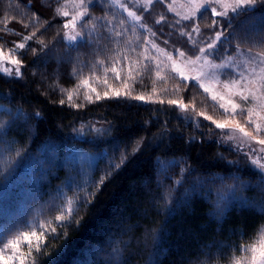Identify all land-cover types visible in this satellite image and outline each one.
I'll use <instances>...</instances> for the list:
<instances>
[{"label":"trees","instance_id":"16d2710c","mask_svg":"<svg viewBox=\"0 0 264 264\" xmlns=\"http://www.w3.org/2000/svg\"><path fill=\"white\" fill-rule=\"evenodd\" d=\"M122 1L125 8L114 0H84V19H93L83 31L91 36L69 43L63 24L72 15L57 10L75 14L79 0H0V50L22 61L20 77L0 70V234L7 242L20 232L43 231L39 252L31 237V254L21 236L18 255L25 264H248L251 253L243 249L264 239V176L247 151L199 113L216 121L232 116L198 82L189 80L184 88L159 50L196 58L221 30L212 20H220L232 35L222 38L220 55L212 58L264 51L253 47L255 36L235 50L254 24L264 26V0L230 27L210 11L185 20L189 15L177 11L176 0ZM117 31L123 35L116 37ZM150 37L158 51L150 48ZM40 39L47 45L43 51ZM19 43L25 49L13 52ZM111 67L120 81L105 73ZM130 71L136 79L129 81L132 95L145 101L96 100V93L124 92ZM77 150L99 157L90 164ZM122 156L127 159L120 164ZM237 186L233 199L230 189ZM61 215L63 223L56 220Z\"/></svg>","mask_w":264,"mask_h":264},{"label":"snow or ice","instance_id":"6c2138e0","mask_svg":"<svg viewBox=\"0 0 264 264\" xmlns=\"http://www.w3.org/2000/svg\"><path fill=\"white\" fill-rule=\"evenodd\" d=\"M75 2V0H73ZM92 0H90V3ZM114 2H117V0H114ZM260 2V0H189L190 4H193V10H192V15L189 16H184L183 19L185 20H194L197 16H199L200 19L203 18L205 14H208L210 11V14L212 16L216 17H221L224 18L226 21V24L228 27L231 26L232 21L240 16L241 14L248 13L250 11H255V6L257 3ZM148 3L151 4L152 0H148ZM121 8H125L124 4H119ZM219 6L221 8L220 11H217V7ZM30 7V5H29ZM83 7L84 10L80 11L79 9ZM77 12L72 16L71 20L63 24L64 29H70L74 34L69 35L68 32H65L64 38L69 41V43L72 42H78V41H84L86 36H91V32H85L83 31L84 29H87L89 27L90 22L92 21V17H89L88 19H84L85 17H88V11H87V6L84 4V0H79V4L77 5ZM58 13L64 17H67L69 13L67 11H63L61 9L57 10ZM230 13L232 15H230ZM128 16L134 18L136 21L140 20V17L137 16L134 12L129 11ZM161 20H163V17H161ZM161 21H157V23H160ZM110 24L111 21H108ZM123 23V21H121ZM178 23V22H177ZM211 26L216 29H221L215 32V39L211 40L209 43H207L206 47H201L199 48V53L200 55L196 56L195 61L192 60L191 57H187V59L184 61L185 64H195L196 62L203 60L204 64L201 65V70L197 73V76L194 77H189L184 74L181 69L176 66V61L173 60V56L171 53L167 55V59L169 61L173 62V67L172 71L176 73V75L179 77L180 81L185 82L184 83V88H187V81L191 80H196L199 83V87L203 88L204 92L207 93L210 91V89L203 83L205 79L208 80H216L218 83L219 78L217 76V71L218 69H231L230 73H225V81H223V87L225 89H228L230 92L232 91L233 88H236L237 90L233 93L235 97H238L240 103L236 102L233 99H228L227 105L231 106V112L229 113V108L225 104H220L219 107L224 109L225 114H230L233 119L228 120L226 119L224 122H217L212 118V116L205 115L204 113H199V115L204 116L206 120H209L212 122V124L215 125L217 129L224 130V129H238L240 133L243 134L244 138H247L249 141L251 140H256V136L253 135L252 132L246 131L245 127L238 121L235 120V116L239 115L241 117H245V111H246V119L247 123L249 126L255 125V131L256 133H260L262 131V126L260 123H256L255 120H253V116H259V113L255 111L254 108H248L245 110L242 107V103L248 102L249 98L251 97L253 100L261 101L264 100V92H261V94L258 96L257 91L264 89V51H260L256 53L255 55L252 54V50L249 49V57L247 61V66L245 67L244 70L241 71H236L235 68L236 66L232 63L233 57L231 55L227 56L226 58H222L221 63L217 64L212 62L209 58L213 57V54L215 53L216 55H220V53L217 51V49H222L223 48V40L222 38L225 37L226 35L231 36V33H226L222 27H221V21L220 20H212ZM79 27V31L77 28ZM106 28L107 25H104ZM141 27H145L144 25H141ZM96 25L92 24V31H95ZM195 32H199V27L197 26L196 28L193 29ZM182 35H187L189 38H191V33L187 32L181 33ZM36 33L33 32L31 35L26 36L24 39L25 41H31L33 37H35ZM122 32H115L116 37L122 36ZM153 36H155V33H152ZM253 36L256 37L255 40H252L253 47L256 46H264V26L257 28L256 25L254 24L252 29L250 30L248 35H244L240 37V42L236 44L235 50H239L240 45L242 43L248 42ZM236 37L233 36V39ZM40 43L43 47L41 48V51L44 50V48H47V45L44 44V41L42 39L37 41ZM229 44L232 43V40L228 41ZM155 46V45H153ZM26 43H19L16 45V48L13 49L12 51L15 52L16 50H22L25 49ZM33 52L36 50L33 48L31 49ZM135 51V49H133ZM176 54L179 58H184L186 56V53L183 51H180L179 49H176ZM117 56H119V53H117ZM129 59L128 56H124L123 60L127 61ZM8 61L11 65H15V76L20 77L22 76L21 72V67H22V61L21 59L15 58V56H5L2 52H0V61ZM121 62V61H117ZM101 65L104 64V61L101 60L99 61ZM204 66H207L208 71H204ZM145 68H147V65H145ZM248 68H251V72H248L246 75V72L248 71ZM258 69V70H257ZM2 70L5 74L11 75L13 72L12 68L9 67H3ZM111 71L112 73L115 74L114 78L117 81H120L121 74L115 67L111 68H105V73ZM231 76V79H228L227 77ZM249 76H251V79H249ZM132 81L134 84L136 82V79L134 76L131 75V71L129 72V75L127 78L123 79V84L125 87V91L121 92L119 90L113 89L112 91V96H109V93L106 91L103 94V97L99 94L96 93V100L99 101L103 98H128V99H134L138 101H145L146 98L143 95H132L130 86H129V81ZM83 83L85 85L88 84V80H84ZM105 83H107V80H105ZM177 91H180V86L177 85ZM93 92H96V89H92ZM216 95H212V99L215 101L216 100ZM85 99L88 102H92V97L91 96H86ZM220 99L223 100L224 96H220ZM68 100L72 101V95H68ZM154 102V101H153ZM163 100H160L159 103H163ZM61 104H64V100L60 101ZM168 103L170 105H178L181 104V102H178L177 100H169ZM71 106V105H70ZM185 109H187V105H182ZM261 107H264V104H261ZM239 110V111H237ZM36 116H39V113L35 114ZM261 119H264V117H261ZM223 134V133H222ZM229 139H232V137H229ZM259 145H264V139H259L257 141ZM138 150V149H137ZM255 152H260L264 153V148L260 149H254L252 148L250 150V153H245L244 155L246 157H250L251 153ZM127 159L126 156H122L120 160V164H123L125 160ZM261 159H264V157H258L255 159L251 160V163L256 166L257 170L261 173L262 176H264V163H261ZM120 164H115L113 163L111 167L113 168H118L120 167ZM179 166V165H176ZM184 171V169H182ZM108 174L106 173V176ZM162 175H166V172H162ZM105 177H102L99 183L104 182ZM179 183V181H177ZM242 186H237V188L230 189L232 193V198L235 199L237 198L238 195V189L241 188ZM239 198H243L240 196ZM89 201L86 199L84 201L85 204H87ZM223 211V209H221ZM57 221H60L63 223L65 220V217L63 215L57 216L56 217ZM59 226V225H58ZM11 231V230H7ZM55 232V229L52 230ZM43 231L40 232L38 235L36 231H32L31 233L29 232H20L15 239L8 240L5 242L4 239V234H0V244L3 245V249H0V261L3 262V264H13L14 261L19 260V264H25V257L23 255H18L20 252V244H21V236L23 237V241L28 247L29 254L32 252V240L31 237H35L37 241V246L35 251L39 252L41 249V245L39 244L40 236L43 235ZM6 249H11L12 254L11 255H5L4 250ZM244 252H250V260L248 264H264V239H260L258 242H254L251 244L249 247H246L243 249ZM235 264H241V260L237 259L235 261Z\"/></svg>","mask_w":264,"mask_h":264},{"label":"rangeland","instance_id":"374dc122","mask_svg":"<svg viewBox=\"0 0 264 264\" xmlns=\"http://www.w3.org/2000/svg\"><path fill=\"white\" fill-rule=\"evenodd\" d=\"M116 3L117 4H124V2L122 0H117ZM193 7H194V5L190 4L189 0H176L175 8L181 14L192 15ZM216 7H217V11L221 10V8L219 6H216ZM68 13H69V11H68ZM69 14L72 15V16L74 15V14H71V13H69ZM72 16H71V18H72ZM68 33H69V35L74 34L70 29H69ZM153 41H155V40L152 37H150L149 38V44L151 46L150 48L151 49L154 48L156 51H158L160 48H158L154 43H152ZM153 45H155V46H153ZM164 50H159L164 56H167L168 53L172 54L171 51L168 52L166 49H164ZM0 52H2L5 56H13L11 54V50H9V51L0 50ZM256 53L257 52H252L253 55H255ZM172 56H173V54H172ZM231 56L233 57L232 63L236 66V68H235L236 71L244 70L245 67L247 66L248 59H250L248 50H243V49H240L237 54L231 55ZM186 59H187L186 56L184 58H179L178 56L173 58V60L176 61V66H178L181 69V71L184 72V74L186 76H189V77L197 76V73L201 70V65L204 64V61L200 60V61L196 62L193 65V64H185L184 61ZM209 59L212 62H214V63H217V64L221 63V60H216V59H214L212 57H210ZM192 60L195 61V58H192ZM166 62H168L171 67H173V62L172 61L166 60ZM3 67L12 68L13 69L12 75H15V72H14V69L16 67L15 65H11L8 61L4 60V61H0V69H2ZM204 71H208L207 66H204ZM216 71H217V76L219 78V81H221L220 83H218L216 80H208V79H205L203 81V83H205V85L210 89L209 93L211 95L215 94L216 97H217L216 100L218 102H220L221 104L222 103L225 104L229 108V112H231V106L227 105L228 99H233L236 102L240 103L238 97H235L233 95V93L237 90L236 88H233L232 91L230 92L228 89H225L223 87V81H225V79H226L224 74L225 73H230L231 69H218ZM248 72H251V68H248V71L246 72V75L248 74ZM227 78L231 79L232 77L228 76ZM249 79H251V76H249ZM193 81H196V80H193ZM261 92H264V89L257 91V95L259 96L261 94ZM221 95L224 96L223 100L220 99ZM261 104H264V100L257 101V100H253L251 97L249 98L248 102L242 103V107L245 110H247L248 108H254L255 111L259 113V116H253L252 119L255 120L256 123H260L261 124L262 131L260 133H256L255 125H252V126L248 125L247 119L245 118L246 114H245V117L243 118V120H244L243 122H242V119L240 120L239 118L235 117V120H238L245 127L246 131H250V132L253 133V135L256 136V140L249 141L247 138H244L243 134L240 133L238 129H235V130L234 129L221 130L223 135L228 140H231L239 148L247 151L248 153H250V150L252 148H254V149L264 148V145H259L257 143V141L259 139H264V119H261V117H264V107H261ZM237 111H239V110H237ZM245 113H246V111H245ZM232 119H233V117L228 118V120H232ZM224 121L225 120H223V121L222 120L221 121L217 120V122H224ZM229 137H232V139H229ZM76 154H77V157L80 158L81 160H85V159L87 160L88 159V163H90V164L94 163L99 157V153L98 152L90 151V150H82V151L77 150ZM250 156L252 157V159H255V158H258V157H264V153L255 152V153H251ZM261 163H264V159H261ZM255 168H256V166H255ZM256 170H257V168H256ZM16 261H18V264H19V260H16ZM0 264H3V262L0 261Z\"/></svg>","mask_w":264,"mask_h":264}]
</instances>
